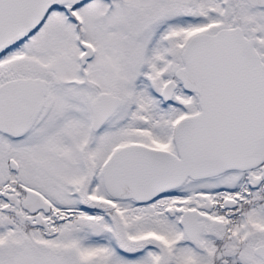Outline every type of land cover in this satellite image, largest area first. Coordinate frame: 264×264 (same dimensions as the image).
Returning <instances> with one entry per match:
<instances>
[{
  "label": "snow or ice",
  "instance_id": "6c2138e0",
  "mask_svg": "<svg viewBox=\"0 0 264 264\" xmlns=\"http://www.w3.org/2000/svg\"><path fill=\"white\" fill-rule=\"evenodd\" d=\"M0 264H264V0H0Z\"/></svg>",
  "mask_w": 264,
  "mask_h": 264
}]
</instances>
